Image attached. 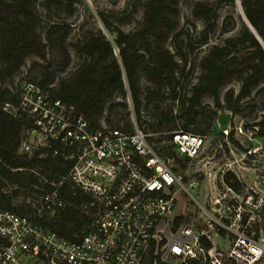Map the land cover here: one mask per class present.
<instances>
[{"label": "trees", "instance_id": "trees-1", "mask_svg": "<svg viewBox=\"0 0 264 264\" xmlns=\"http://www.w3.org/2000/svg\"><path fill=\"white\" fill-rule=\"evenodd\" d=\"M78 1L0 0V204L17 213L31 212L33 208L26 197L49 189V181H58L72 162L62 156V144L57 139L35 144L30 151L19 150L33 121L26 113L14 114L3 106L19 102L21 82L10 86L6 81L27 57L38 58L29 66L30 71L36 69L37 74L23 81H32L49 96L60 98L71 115L82 114L92 128L102 126L101 117L107 104L110 103V114L117 104L123 109L132 107L133 112L140 115L143 99L145 106L153 103L152 128L165 134L168 140L166 131L178 124V119L183 129L189 130L187 124L200 115L204 96L213 97L216 109L234 110V105L264 80V0H239L258 36L247 23H242L238 31L224 36L221 42L198 49L188 67L187 54L207 43L216 27L217 8L235 0L193 1L192 14L203 21L195 41L189 28L174 32L179 25V0H142L143 18L130 30H124L119 24L129 22L132 12L112 18L110 13L98 10L97 16L109 34L100 26L92 25L73 36V25L64 17L74 13ZM40 5L43 8L40 9ZM43 9L47 14L56 9L65 16L54 14L52 18L54 15L49 13L46 22L41 24ZM169 38L170 45L167 44ZM54 48L58 49L59 58H47ZM72 50L81 61L68 76L57 80L59 72L72 62ZM181 78H185V82H181ZM233 78L239 80V88L226 91L224 106L219 92ZM117 96L120 99L110 102ZM167 99L176 100L177 108L174 102L164 105ZM213 113L215 116L216 111ZM134 119L137 122L136 117ZM255 124L261 130L264 128V112ZM113 127L124 131L132 128L129 125ZM171 148L173 150L165 154L155 147L165 159H188L178 156L172 144ZM54 149L60 153L53 154ZM230 178L235 181L230 183ZM224 179L237 190L239 182L233 172L228 171ZM58 190L64 205L54 215H44L39 221L62 236L78 239L88 228L99 203L69 182L60 184ZM18 197L22 199L18 201ZM179 223L180 217H176L174 226ZM205 244L209 247L211 242ZM150 248H155V244ZM154 258L151 249L150 264ZM158 264L170 263L158 261Z\"/></svg>", "mask_w": 264, "mask_h": 264}, {"label": "built area", "instance_id": "built-area-1", "mask_svg": "<svg viewBox=\"0 0 264 264\" xmlns=\"http://www.w3.org/2000/svg\"><path fill=\"white\" fill-rule=\"evenodd\" d=\"M3 107L14 114L26 113L33 121L20 151L57 139L62 156L72 162L58 181H49V189L26 197L31 212L17 213L0 204V264H150L151 249L152 264H264V149L243 193L229 187L233 198L227 213L217 217L197 201V213L165 233L175 191L189 192L191 187L170 158L157 152L150 133L133 116L129 131L104 124L92 128L82 114L71 115L66 103L29 80L21 84L18 104ZM166 133L180 157L198 156L205 143L204 134L181 127ZM63 182L99 203L78 239L39 221L64 205L58 190ZM220 231L226 233L224 246L213 244L212 234ZM206 241L211 242L209 247ZM153 243L155 248H150Z\"/></svg>", "mask_w": 264, "mask_h": 264}, {"label": "rangeland", "instance_id": "rangeland-1", "mask_svg": "<svg viewBox=\"0 0 264 264\" xmlns=\"http://www.w3.org/2000/svg\"><path fill=\"white\" fill-rule=\"evenodd\" d=\"M141 1L79 0L76 3L74 13L64 18L73 25L71 31L73 36L82 33L83 30L92 25L100 26L109 34L97 16L98 10H104L110 13L112 18H115V16L117 18L132 12V19L129 22L119 24L124 30H130L143 18V5L140 3ZM193 1L179 0V25L174 32L189 28L192 34V40L195 41L199 36L198 31L203 27V21L192 14ZM39 7L40 9L43 8L41 5ZM46 12L43 9L44 16L41 24L46 22V15L49 13L53 15L60 14V17L65 16L64 13H59L60 11L56 9H52L48 14ZM226 17L228 19L225 22ZM52 18H55V15ZM242 23L247 22L239 0L220 5L217 8L216 27L214 31L209 34L207 43L198 46L194 51L187 54L189 61L186 67L191 64L190 60L194 59L198 49H205L211 43L221 42L224 36L238 31ZM167 44H171L170 38L167 40ZM72 54L73 60L71 64L59 72L57 80L68 76L81 61V57L75 54L73 50ZM49 57L55 60L58 59V49L54 48L52 53L50 52L48 54L47 58ZM33 59L38 58L34 56L27 57L25 63L11 79L6 81V84L10 86L18 85L19 82L22 84L24 79L31 78L34 74H37L36 69L30 71L29 68ZM41 61L45 62L44 60ZM185 80V78H181V82H185ZM142 82L144 85L148 84L143 78ZM229 88L238 90L239 80L233 78L221 87L219 95L224 106L226 104L224 96ZM118 99L120 97H114L110 102H116ZM169 102H174V107L177 108L178 102L176 100L171 101L167 99L163 104L165 105ZM109 104H107L101 117L104 125L108 124L120 127L129 125L131 128V118L134 115L142 130L150 132V142L156 149L161 148L165 154L173 150L165 134H160L152 128V123L155 121V118L151 114L153 103L145 106L144 100L142 99L140 115L135 114L132 107L123 109L122 106L117 104L112 108L110 114ZM263 105L264 80L252 89L249 96L245 97L238 104H235L234 110L227 107L216 109L213 97H203V107L200 109V115L196 117L195 121L189 122L186 127V129L205 135V143L200 154L194 158L180 159V161L175 158L172 159L171 157L168 160L170 164L174 165L176 171L182 175L183 180L191 188L189 192H186L184 189H177L175 191L176 198L174 205L166 216L167 225L165 227V233H169V230L174 228V220L176 217H180V222H182L195 215L198 210L196 206L198 205L197 201L219 217V214L223 215L228 212L227 206L230 204L231 198H233L231 189L235 190L239 195L243 193L246 184L254 178L253 168L258 162V159L260 160V154L264 149V128L261 130L255 124V121L264 112ZM214 111H216L215 116ZM178 121L179 123L172 129L184 128L180 124L181 119H178ZM248 150H251L252 153H249ZM253 150L257 151L253 152ZM254 158H257L255 163L253 162ZM228 171L233 172L238 179L237 190L229 184V182L235 181L233 178H230L229 182L224 179ZM33 196L36 197V192L33 193ZM215 198H219L220 202L215 203ZM21 199L22 197L17 198L18 201ZM212 237L214 240L213 244L216 246H224L227 243L226 233L223 231H220L219 234L213 233Z\"/></svg>", "mask_w": 264, "mask_h": 264}, {"label": "water", "instance_id": "water-1", "mask_svg": "<svg viewBox=\"0 0 264 264\" xmlns=\"http://www.w3.org/2000/svg\"><path fill=\"white\" fill-rule=\"evenodd\" d=\"M242 12H243V9H242ZM243 15H244V17H245V19H246V22H247L248 26L251 28V30L254 32V34H256V36H258L256 30L254 29V27L252 26V24L248 21V19H247V17L245 16L244 12H243Z\"/></svg>", "mask_w": 264, "mask_h": 264}]
</instances>
